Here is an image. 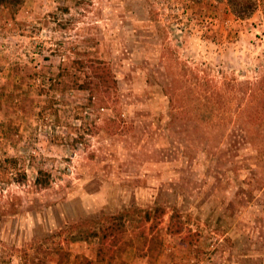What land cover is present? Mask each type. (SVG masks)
<instances>
[{"label": "rangeland", "instance_id": "374dc122", "mask_svg": "<svg viewBox=\"0 0 264 264\" xmlns=\"http://www.w3.org/2000/svg\"><path fill=\"white\" fill-rule=\"evenodd\" d=\"M252 1L0 7V264H264Z\"/></svg>", "mask_w": 264, "mask_h": 264}, {"label": "trees", "instance_id": "16d2710c", "mask_svg": "<svg viewBox=\"0 0 264 264\" xmlns=\"http://www.w3.org/2000/svg\"><path fill=\"white\" fill-rule=\"evenodd\" d=\"M23 0H0V7L7 8L9 10H15L18 8L20 3ZM227 6L230 9V12L235 17L242 19L248 17L253 11V1L252 0H225ZM40 173H38V177L35 178L34 184L36 186H41L42 183L39 178ZM180 226L177 228L175 233L180 232ZM189 235H186L188 237ZM189 238V237H188Z\"/></svg>", "mask_w": 264, "mask_h": 264}]
</instances>
